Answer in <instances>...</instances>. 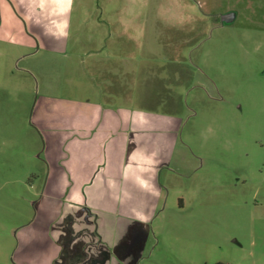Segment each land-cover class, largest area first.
I'll use <instances>...</instances> for the list:
<instances>
[{
    "label": "rangeland",
    "instance_id": "rangeland-1",
    "mask_svg": "<svg viewBox=\"0 0 264 264\" xmlns=\"http://www.w3.org/2000/svg\"><path fill=\"white\" fill-rule=\"evenodd\" d=\"M75 4L64 53L0 28V264H264V0ZM112 70L132 106L183 121L150 222L42 193L36 101L97 99Z\"/></svg>",
    "mask_w": 264,
    "mask_h": 264
},
{
    "label": "crops",
    "instance_id": "crops-1",
    "mask_svg": "<svg viewBox=\"0 0 264 264\" xmlns=\"http://www.w3.org/2000/svg\"><path fill=\"white\" fill-rule=\"evenodd\" d=\"M59 3L0 0V28L11 23L19 33L44 40L42 49L64 53L68 37L57 34L59 25L68 18L69 32L77 7L73 0L65 17ZM111 73L113 79L98 83L97 99L43 96L36 101L35 125L46 142L45 160L40 159L45 167L42 193L49 200L64 201L98 217L118 215L150 222L169 192L183 121L172 114L132 106L131 83L119 84L122 99L116 93L117 73ZM153 153L157 161L151 181L154 188L143 190L134 182L135 176L148 179L152 174L139 173L137 163L142 155ZM126 170L128 179L124 178ZM180 204L185 205L183 198Z\"/></svg>",
    "mask_w": 264,
    "mask_h": 264
},
{
    "label": "clouds",
    "instance_id": "clouds-1",
    "mask_svg": "<svg viewBox=\"0 0 264 264\" xmlns=\"http://www.w3.org/2000/svg\"><path fill=\"white\" fill-rule=\"evenodd\" d=\"M73 0H60V3L58 5L59 11L67 17L72 8ZM70 26V21L68 18H65L61 24L59 25V31L58 35L62 37H68L69 32L68 28ZM141 115H143L141 113ZM136 157L133 156V160H135ZM156 164L157 161L155 159V153L151 155H142L140 161L137 163V169L139 173H151L152 175L145 179L143 175H136L134 178V182L143 190H151L154 188V185L151 183V181L155 178L156 173ZM129 168H131V165H129ZM125 179H128V173L127 170L125 171Z\"/></svg>",
    "mask_w": 264,
    "mask_h": 264
},
{
    "label": "water",
    "instance_id": "water-1",
    "mask_svg": "<svg viewBox=\"0 0 264 264\" xmlns=\"http://www.w3.org/2000/svg\"><path fill=\"white\" fill-rule=\"evenodd\" d=\"M234 17H235V14H232L231 12L223 16V20H225V22H231L233 21Z\"/></svg>",
    "mask_w": 264,
    "mask_h": 264
}]
</instances>
